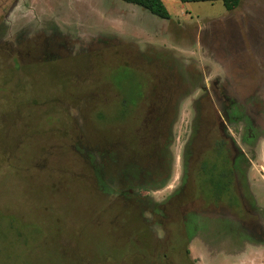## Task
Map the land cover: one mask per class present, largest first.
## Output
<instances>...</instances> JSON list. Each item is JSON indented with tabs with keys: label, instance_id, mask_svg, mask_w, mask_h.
<instances>
[{
	"label": "rangeland",
	"instance_id": "1",
	"mask_svg": "<svg viewBox=\"0 0 264 264\" xmlns=\"http://www.w3.org/2000/svg\"><path fill=\"white\" fill-rule=\"evenodd\" d=\"M161 1L167 20L122 0H0V264H264L262 245L231 256L220 219L196 221L229 248L188 251L200 207L178 186L201 99L264 186V0Z\"/></svg>",
	"mask_w": 264,
	"mask_h": 264
},
{
	"label": "flooded vegetation",
	"instance_id": "2",
	"mask_svg": "<svg viewBox=\"0 0 264 264\" xmlns=\"http://www.w3.org/2000/svg\"><path fill=\"white\" fill-rule=\"evenodd\" d=\"M225 73L228 79L231 81L234 79V76L229 77V69L226 67ZM137 101H140V94L132 103H125V105L129 107ZM207 106L206 101L201 99L198 107L194 108L195 112L191 118V124L189 123L188 135L182 151L181 177L183 176V180L178 186L184 187V194L187 196L190 194L191 186L198 199L189 200L187 197L186 199L190 202L189 205L198 204L200 207L198 210L187 208L188 214L184 216L183 221V227L186 230L184 245L188 251L192 247L199 253H202V249L214 252L215 256L224 253L230 243L220 241L219 236L212 231L211 224L203 226L201 222L198 223L204 218L220 219L225 224L230 223L234 226L235 237L233 236L231 241L233 246L230 247L232 256L239 251L242 252L246 246H264V186H252L249 181H245L246 177L249 179L251 169L240 160L243 157V151L233 141L229 130L224 127V122L220 118L215 119L218 121L217 126L210 124L211 118L206 116ZM126 112L125 109V112L121 114L126 115ZM200 116L205 117L202 119L203 124ZM215 132V137L210 140ZM200 137H203L205 143L201 142ZM198 150L204 155L197 152ZM175 161L177 157H174ZM155 164H159L162 171L175 172L171 152L169 157L162 152ZM107 169L110 168L107 167ZM248 249H245V253ZM215 256L211 260L216 259Z\"/></svg>",
	"mask_w": 264,
	"mask_h": 264
},
{
	"label": "trees",
	"instance_id": "3",
	"mask_svg": "<svg viewBox=\"0 0 264 264\" xmlns=\"http://www.w3.org/2000/svg\"><path fill=\"white\" fill-rule=\"evenodd\" d=\"M122 1L127 2L129 4L136 5L140 8L148 11L152 15H155L161 19H166V20L169 19L168 11L164 7L161 0H122ZM179 1L182 3L221 2L227 11H232V10L236 9L240 3V0H179ZM11 224H12V222H11ZM14 227H12V228H14Z\"/></svg>",
	"mask_w": 264,
	"mask_h": 264
},
{
	"label": "crops",
	"instance_id": "4",
	"mask_svg": "<svg viewBox=\"0 0 264 264\" xmlns=\"http://www.w3.org/2000/svg\"><path fill=\"white\" fill-rule=\"evenodd\" d=\"M238 253V252H237ZM237 253L236 254H234L235 256L237 255Z\"/></svg>",
	"mask_w": 264,
	"mask_h": 264
}]
</instances>
